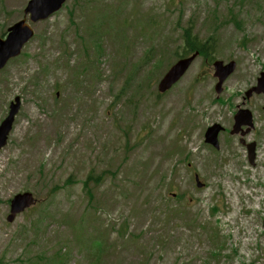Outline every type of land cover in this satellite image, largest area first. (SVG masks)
<instances>
[{
	"label": "rangeland",
	"instance_id": "rangeland-1",
	"mask_svg": "<svg viewBox=\"0 0 264 264\" xmlns=\"http://www.w3.org/2000/svg\"><path fill=\"white\" fill-rule=\"evenodd\" d=\"M27 2L0 0V36L23 19ZM230 10L241 30L226 22ZM215 18L213 58L237 65L221 102L200 58L157 96L176 60L154 76L152 64L181 49L189 25L206 40ZM32 28L0 72V122L21 101L0 151V264H264V200L250 204L239 187L264 183L262 94L243 104L254 122L245 137L256 143L253 166L228 134L264 72V0H67ZM213 124L224 129L217 151L203 142ZM89 174L102 181L85 190ZM23 192L38 204L7 224L9 201ZM211 226L224 242L217 259Z\"/></svg>",
	"mask_w": 264,
	"mask_h": 264
},
{
	"label": "water",
	"instance_id": "water-1",
	"mask_svg": "<svg viewBox=\"0 0 264 264\" xmlns=\"http://www.w3.org/2000/svg\"><path fill=\"white\" fill-rule=\"evenodd\" d=\"M65 0H31L24 11L25 14H30V21L32 23L39 20H44L52 13L60 9ZM9 34L5 40H0V69H2L7 61L11 58L18 56L21 52L23 45L32 37V31L26 25L25 21H20L15 24L9 30ZM197 56V53L189 58L180 59L175 62L162 76L157 85L159 93H165L174 84H176L181 77L185 74L192 61ZM214 77L218 79V83L215 86V92L221 93V85L227 76L233 72L235 65L231 63L228 66H223L221 62L213 64ZM249 92H255L257 94L264 93V74H261L258 79L257 86ZM20 102L18 98L9 105V112L5 119L0 123V149L5 146L9 132L11 131L12 124L15 115L18 113ZM235 125L231 134H237L240 131L242 125L251 127L250 114L246 111H240L234 117ZM220 128L213 126L207 129L205 133V142L212 145L214 148H218L217 145V134ZM249 130L242 133L245 134ZM250 160L253 159V145L247 146ZM196 185L198 188L201 184L195 178ZM34 204L30 194H19L16 195L10 203V214L7 217L8 222H12L17 214L22 213L25 209L29 208Z\"/></svg>",
	"mask_w": 264,
	"mask_h": 264
},
{
	"label": "trees",
	"instance_id": "trees-1",
	"mask_svg": "<svg viewBox=\"0 0 264 264\" xmlns=\"http://www.w3.org/2000/svg\"><path fill=\"white\" fill-rule=\"evenodd\" d=\"M213 33L210 36H208L206 40L203 41L202 39H200L198 37V35L195 34L194 28H193L192 25H189L188 27L183 28L182 31H181V44H182L181 49L178 50V51H174L170 55V57L156 60L152 64V65H154V68L151 71V75L153 74V72H154V74H156L157 70H159L163 66V63L166 60H168L170 62V59L171 60H174V59L177 60L179 58L187 57L188 55H191V54H193L195 52H198L200 57H202L206 63H209L210 57L212 56V53H214V51L216 49V46H217L216 45L217 38L215 37V35ZM152 54H153V50H150L149 53H147L146 59L151 57ZM152 76H154V75H152ZM148 77L149 76H147V78ZM151 81H152V79L150 80V82ZM120 95L121 94L119 93L118 96H120ZM185 158H186V156H185ZM94 181H95V178H94ZM94 181H93L92 175L87 176V178L83 182V188L85 190H87L90 187V184L94 183L95 185H98V183L100 182V181H95V182ZM211 211H212V213L215 214L217 209L216 208H212ZM179 212L182 215H185L187 211L185 212V211L179 210ZM187 226L190 227L189 224H187ZM126 229H127V226H123L120 231H117V233L119 235H121V236H124V232H125ZM210 243L213 245L211 247L212 249H211V252H210V256L213 259H217L218 257L221 256V254L223 252V248H221L222 242L220 241L219 237L214 235L213 239L210 241ZM101 246H102V243L97 246L96 250L100 251L101 250Z\"/></svg>",
	"mask_w": 264,
	"mask_h": 264
}]
</instances>
